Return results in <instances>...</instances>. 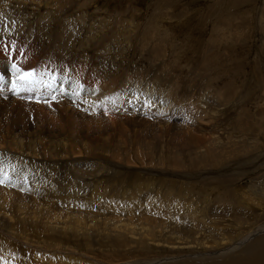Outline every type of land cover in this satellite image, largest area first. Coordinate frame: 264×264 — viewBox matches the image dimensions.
Returning <instances> with one entry per match:
<instances>
[{"label":"rangeland","instance_id":"rangeland-1","mask_svg":"<svg viewBox=\"0 0 264 264\" xmlns=\"http://www.w3.org/2000/svg\"><path fill=\"white\" fill-rule=\"evenodd\" d=\"M0 1V264H208L264 223V0Z\"/></svg>","mask_w":264,"mask_h":264},{"label":"bare ground","instance_id":"bare-ground-1","mask_svg":"<svg viewBox=\"0 0 264 264\" xmlns=\"http://www.w3.org/2000/svg\"><path fill=\"white\" fill-rule=\"evenodd\" d=\"M17 1H20V0H14V1H8V3H12V2H17ZM5 2H1L0 1V21L1 19H6L7 17L9 18L11 16V13H9V11H7V8L5 7ZM9 6V4H8ZM60 6H62L60 4ZM8 12V13H7ZM3 34V33H2ZM9 35V34H8ZM6 37V36H5ZM15 41V40H14ZM13 45V44H12ZM19 46V45H18ZM11 50V49H10ZM263 50V49H262ZM5 52V51H4ZM1 49H0V58L2 61H6V53H4ZM26 59V58H25ZM24 59V63L26 64V61ZM262 61V57L259 59V62ZM20 62V60H19ZM22 63V61H21ZM23 64V63H22ZM263 79V77H261V80ZM86 90H89V88H87V85H86ZM85 90V92H86ZM17 114V113H16ZM21 117V116H20ZM19 118V116H18ZM39 120V119H38ZM264 138V137H263ZM18 139V138H17ZM23 140V139H22ZM15 141V140H14ZM4 155V154H3ZM35 157V156H33ZM32 157V158H33ZM4 158V157H3ZM35 159V158H33ZM37 159V158H36ZM8 160V159H7ZM251 160V159H250ZM4 162V160L2 159V157L0 156V166L1 164ZM7 169V168H6ZM2 172V169L0 170ZM18 171V170H17ZM4 172V171H3ZM237 176V175H236ZM116 189V188H115ZM257 195L259 196V198H263V195L262 194H258ZM234 204L236 205L237 208L240 207V211L242 210H246L248 208V205H244L242 204L241 202L239 201H236L234 202ZM20 209V208H19ZM21 211V210H20ZM22 213V212H21ZM226 216V215H225ZM190 218V217H189ZM189 218H187L186 220H188ZM36 219V218H35ZM192 219V217H191ZM186 220H183L181 221V223H185ZM237 222L239 224H243V220L239 217L237 219ZM232 223V221H231ZM230 224H224V226H229L231 225ZM246 223V222H245ZM166 224V223H165ZM156 225V224H155ZM172 225L173 226H180V224H171V225H166V226H162L161 229L157 230V229H153L151 231V234H155V232H159L160 234H163V235H166V234H171L170 230L173 229L172 228ZM113 226V225H112ZM54 227V226H53ZM56 227V226H55ZM114 228L118 229V234H120L121 231H123L124 229H120V227H117V226H113ZM159 226H157L158 228ZM27 228V227H26ZM44 230L45 228L42 227ZM140 228V227H139ZM138 228V229H139ZM35 229V228H33ZM66 229H69L68 227L64 228V230ZM127 230H129L131 233H136V230H130L129 228H126ZM133 229V228H132ZM135 229V228H134ZM33 231V230H32ZM46 231V230H45ZM173 232V231H172ZM37 234H41V229H38ZM262 233V234H261ZM49 234V237H44L45 240L47 241H50L51 243H57L58 242H62L64 239H67L65 237H61L58 233H54V231H52V233H48ZM261 234V235H260ZM264 234V223L260 224L258 227H255L254 228V231L253 232H250L249 236L247 238H241V240L237 241L236 243H232L231 245L227 246L228 248L226 250H223V251H220V252H217V253H214L211 258H207L206 255H203V256H199L197 255V257H201V258H205L206 260H210L208 262V264H264V237H261L262 235ZM260 235V236H259ZM34 236V235H33ZM72 236V235H70ZM246 237V236H245ZM12 238V237H11ZM212 238V237H211ZM230 240H233L232 238L228 237ZM8 239V238H7ZM14 239V238H13ZM17 239V238H16ZM21 240V239H20ZM74 241V240H73ZM214 241V240H213ZM14 242V240H13ZM11 242V243H13ZM22 242V241H21ZM76 242V241H75ZM16 243V241L14 242ZM23 243V242H22ZM150 243H154V238H151L149 239V247L148 249H152V248H155V251L156 250H159L160 248L159 247H154L152 244ZM215 243V242H213ZM221 243V242H219ZM2 244H4V242H2ZM216 244V243H215ZM6 245V244H5ZM12 245V244H11ZM9 244V246H11ZM24 245V244H23ZM133 245V244H132ZM131 245V246H132ZM206 245V244H205ZM33 246V245H32ZM135 246V245H134ZM6 247V246H5ZM14 247V246H13ZM16 247V246H15ZM136 247V246H135ZM21 249V248H20ZM33 254H35V258H34V262L35 264H39V263H44V264H54V262H52L50 259H55V260H61V257L58 256V255H54L51 253V251H48V250H43L42 248H38L36 246H33ZM8 250V249H7ZM10 250V249H9ZM1 251V250H0ZM12 251V249L10 250ZM43 251V252H42ZM237 252H240V255L239 256H234L235 253ZM12 253V252H11ZM46 254H48V256L46 257ZM56 254H62L60 253L59 251L57 252L56 251ZM78 256H81V255H78ZM10 257H12V255L10 254ZM34 257V256H33ZM41 258V260H40ZM43 259V260H42ZM75 259V258H74ZM71 259L69 258V261ZM87 260H90V259H87ZM178 259L176 258H172L170 259L169 261H171L170 263H172V261H177ZM76 260H74L75 262ZM81 261L78 260L76 261L79 262ZM84 263L86 262L85 260H83ZM30 262V261H29ZM20 263H23V264H28V261L27 262H24V260ZM60 264H63L62 262H59ZM58 263V264H59ZM72 263V262H71ZM75 263V264H76ZM8 264H14L13 262H9ZM16 264V263H15ZM65 264V263H64ZM74 264V263H73ZM89 264V263H88ZM90 264H103L99 261H94ZM174 264V262H173Z\"/></svg>","mask_w":264,"mask_h":264},{"label":"snow or ice","instance_id":"snow-or-ice-1","mask_svg":"<svg viewBox=\"0 0 264 264\" xmlns=\"http://www.w3.org/2000/svg\"><path fill=\"white\" fill-rule=\"evenodd\" d=\"M13 68L16 69V65L15 64H13ZM16 71L18 72L19 69H16ZM31 76H32V73L31 72H25L21 76V79L27 82L28 81V78H30ZM0 183H3V180L2 179H0Z\"/></svg>","mask_w":264,"mask_h":264}]
</instances>
